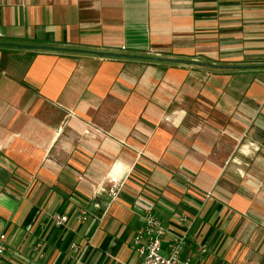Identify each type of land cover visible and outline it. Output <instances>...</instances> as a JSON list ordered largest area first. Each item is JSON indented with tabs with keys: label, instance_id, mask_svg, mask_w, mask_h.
Instances as JSON below:
<instances>
[{
	"label": "crops",
	"instance_id": "0c3cea01",
	"mask_svg": "<svg viewBox=\"0 0 264 264\" xmlns=\"http://www.w3.org/2000/svg\"><path fill=\"white\" fill-rule=\"evenodd\" d=\"M146 209L264 264V0H0V264H139Z\"/></svg>",
	"mask_w": 264,
	"mask_h": 264
},
{
	"label": "built area",
	"instance_id": "2783aa9c",
	"mask_svg": "<svg viewBox=\"0 0 264 264\" xmlns=\"http://www.w3.org/2000/svg\"><path fill=\"white\" fill-rule=\"evenodd\" d=\"M120 183L116 178H110L107 195L110 200H115L119 191ZM87 211L80 213L79 220H83ZM67 221L66 216L55 215L54 225L62 227ZM166 232L161 226L159 219L152 213L151 209H146L142 213V226L134 234L131 241V250L139 260V264H188L187 260L180 257V248L183 237H172L170 246L164 251L163 238ZM6 250V236L0 234V262Z\"/></svg>",
	"mask_w": 264,
	"mask_h": 264
},
{
	"label": "water",
	"instance_id": "95a60500",
	"mask_svg": "<svg viewBox=\"0 0 264 264\" xmlns=\"http://www.w3.org/2000/svg\"><path fill=\"white\" fill-rule=\"evenodd\" d=\"M190 64H192V65H203V66L213 67L212 65H209V64H201V63H197V62H190Z\"/></svg>",
	"mask_w": 264,
	"mask_h": 264
}]
</instances>
